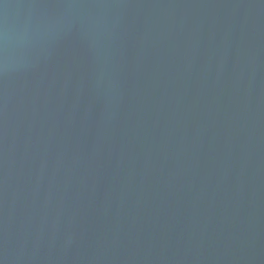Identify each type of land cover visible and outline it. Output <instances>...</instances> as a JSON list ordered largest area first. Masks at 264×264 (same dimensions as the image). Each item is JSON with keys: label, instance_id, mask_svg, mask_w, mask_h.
I'll return each mask as SVG.
<instances>
[{"label": "water", "instance_id": "water-1", "mask_svg": "<svg viewBox=\"0 0 264 264\" xmlns=\"http://www.w3.org/2000/svg\"><path fill=\"white\" fill-rule=\"evenodd\" d=\"M0 264H264V0H0Z\"/></svg>", "mask_w": 264, "mask_h": 264}]
</instances>
